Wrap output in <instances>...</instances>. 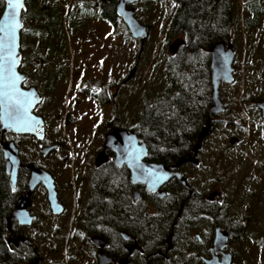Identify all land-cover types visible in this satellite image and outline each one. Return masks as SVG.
<instances>
[{"label":"rangeland","instance_id":"1","mask_svg":"<svg viewBox=\"0 0 264 264\" xmlns=\"http://www.w3.org/2000/svg\"><path fill=\"white\" fill-rule=\"evenodd\" d=\"M25 1L26 11L21 15L20 72L28 76V81L23 87L32 86L42 95V103L34 113L45 122L47 144H60V151L43 158L39 152L43 144L32 138L5 135L3 139L18 147L23 163H43L45 166L78 163L80 171L82 165H89L95 159L101 135L109 122L113 121L118 129L133 131L139 125L143 110L163 92L165 65L171 57L169 46L185 41L184 36H168V22L175 4L172 0H140L133 5L136 19L147 27L143 47L139 40L129 36L118 19L109 40L108 26L99 23L98 47L78 40L77 60L72 35L77 16L79 27L86 9H95L99 14L100 0ZM222 1L229 7L233 23L227 40L235 53L233 82L220 88V99L226 112L212 118V131L197 157L199 167L183 169V173L193 180L198 194H206L210 188L229 187L232 205H236L238 183L247 181L258 202L253 216V227L256 228L251 231L250 226L237 244L240 246L243 241L251 240L250 256L242 260L236 257L233 264H264V120L257 108V103L264 102V0H256L260 15L249 30L245 28L250 16L248 0ZM44 13H47L50 45L61 53L65 44L69 48L63 63L64 75L50 82V90L45 84L44 71L39 67L32 69L28 50V22L38 19L41 24ZM50 77L47 76L48 81ZM98 91L104 93L102 101L113 96L112 102L99 103L95 99ZM234 138L239 142L230 146L228 142ZM87 185V180H78L79 194L87 190ZM71 188L73 192V186ZM237 245L231 247L235 253L239 250Z\"/></svg>","mask_w":264,"mask_h":264},{"label":"flooded vegetation","instance_id":"2","mask_svg":"<svg viewBox=\"0 0 264 264\" xmlns=\"http://www.w3.org/2000/svg\"><path fill=\"white\" fill-rule=\"evenodd\" d=\"M102 1H99V6ZM106 2L109 4L111 17L116 5L113 8L110 0ZM41 20V24H38V19L28 22L29 61L33 70L39 67L44 71L45 84L50 90V82L64 75L69 48L65 44V50L61 53L52 47L48 38L50 33L47 31V13H44ZM99 23L108 26V40L112 39V19L102 18L95 9H86L78 27L77 16V26L72 30L77 60L78 40L83 39L85 44L98 47ZM47 76H52L49 81ZM103 95V92L98 91L95 99L99 103L112 102L113 96L102 101ZM113 129L116 127L112 121L101 135L96 153L97 157L103 152L105 159L97 166L95 157L91 164L84 166L87 170L82 165L78 171V163H52L45 166L43 163H23L21 160L22 167L18 170L15 185L18 192L4 219V234L1 236L2 248L16 250L22 255L18 264H205L213 257L210 251L216 229L226 233L228 237L226 248L214 255L217 260H221L222 254H230L233 264L236 257L242 260L250 256L251 240L237 245L250 226L251 231L253 230V216L257 210L255 205L258 204L254 189L246 184L245 179L243 183H238L235 189L236 205H232L229 187L210 188L206 194H198L193 180L183 173V169L197 168L185 164L177 171L185 178L187 185L171 179L161 188L165 196L159 198L156 194L147 192L143 185H133L128 168L125 165L116 166L114 152L104 150L105 136ZM238 142L236 139L235 145ZM38 144H43L40 149L57 147L43 158L60 151V144H47L45 126L44 140ZM145 162L161 164L148 158ZM174 164L166 167L171 170ZM29 165L44 170L51 176L56 197L55 207L48 200L46 189L39 184L28 199V224L12 219L7 228V219L18 199L28 191L31 174L27 168ZM78 180H87L88 184L87 190L80 194ZM174 183L178 185L175 187L177 198L182 197L184 200L188 197L185 200L188 205L186 210L184 204H180L177 210L170 207V201L167 200L168 188ZM71 186L74 188L73 192ZM213 193L219 195L210 199ZM19 238L22 240L17 245L10 242ZM93 238H96V242ZM234 244L239 249L237 253L231 249Z\"/></svg>","mask_w":264,"mask_h":264},{"label":"trees","instance_id":"3","mask_svg":"<svg viewBox=\"0 0 264 264\" xmlns=\"http://www.w3.org/2000/svg\"><path fill=\"white\" fill-rule=\"evenodd\" d=\"M110 1L114 8L116 0ZM172 1L175 7L168 22V36H184L185 41L165 65L163 92L150 107L143 110L139 125L133 130L145 142L147 158L165 166L175 163L195 145L211 105L207 51L216 42L227 43L233 26L229 7L222 0ZM247 5L250 16L246 19L245 28L249 30L257 23L260 10L256 0H248ZM108 7L109 4L103 0L99 14L104 19H112L115 24L118 18L114 11L110 17ZM3 9L4 3L0 0V17ZM2 142L5 141L0 132V264H18L22 255L1 246L4 219L18 192V187L11 189L5 173ZM176 184L168 188L167 200L172 210H177L180 204H184L186 210L188 205L185 200L188 197L184 200L177 198Z\"/></svg>","mask_w":264,"mask_h":264},{"label":"water","instance_id":"4","mask_svg":"<svg viewBox=\"0 0 264 264\" xmlns=\"http://www.w3.org/2000/svg\"><path fill=\"white\" fill-rule=\"evenodd\" d=\"M4 3V9L0 20L4 19L5 13L9 11L6 0H1ZM140 0H116L115 15L119 18L125 26L129 36L133 40L140 41V47H143L147 38V27L140 24L135 17V9L132 7ZM184 1V0H180ZM26 11V1L19 0V7L15 10V20L19 27L15 32V40L12 51L15 55L12 57L14 64L12 65V72L15 74V92L22 94L19 97L13 96L12 99H19L22 101V108L17 119H13L11 115H5L0 111V132L2 137L5 135H13L19 137H31L36 142L42 143L44 140V121L41 117L34 114L35 109L42 102V97L38 94L35 88H23V84L27 80V75L19 71L21 66L20 54V38L23 29V22L21 14ZM181 42L172 43L169 46L168 52L170 56H175L178 52ZM209 66H210V81H211V105L207 112V119L204 126L198 133L195 145L191 152L186 156L180 157L171 170L163 164L146 163L148 157V150L145 142L139 138L134 131H126L121 129H113L105 136L104 150H112L114 152V160L116 166L125 165L130 171L131 182L133 185L141 184L149 193L156 194L157 197L163 198L165 193L161 188L171 179L178 180L182 185L186 186L185 178L177 171L182 165L190 164L197 167L199 162L197 154L201 151L203 142L209 137L212 131V117L223 114L226 111L224 104L220 99V88L222 85H230L233 82V68L232 64L235 58V53L232 50L231 44L226 42H216L208 49ZM2 54V53H0ZM131 76L129 77V79ZM10 102V101H9ZM5 103V98L0 97V105ZM26 108V112L23 109ZM257 108L261 113V118L264 120V102L257 103ZM236 139L229 140V145L234 146ZM57 147L52 146L40 149V154L43 157L48 156ZM2 155L4 159L5 173L9 177V183L12 190H14L17 180L18 170L22 167L19 151L13 142L1 143ZM105 159L104 153L97 155L95 161L96 165H100ZM31 172L28 181V191L22 195L18 201L15 209L7 219V228L12 219L20 220L23 224H28L29 218L27 214V207L29 197L34 189L41 184L48 193V200L52 207H55L56 197L53 188V181L51 176L44 170L35 169L33 166H27ZM135 195V194H134ZM219 195L213 193L210 199ZM22 240L21 238L10 241L14 245ZM96 242V238L92 239ZM228 237L219 229L215 230L213 246L211 249L212 259L206 261L205 264H231V255L222 254L221 260L214 257L215 254L224 250L227 246Z\"/></svg>","mask_w":264,"mask_h":264},{"label":"snow or ice","instance_id":"5","mask_svg":"<svg viewBox=\"0 0 264 264\" xmlns=\"http://www.w3.org/2000/svg\"><path fill=\"white\" fill-rule=\"evenodd\" d=\"M9 11L5 13L4 19L0 20V97L5 98V103L0 105V111L5 115H11L17 119L22 108V101L13 100L15 95L19 97L22 94L15 92V74L12 72L14 61L12 57L15 53L12 51L15 32L19 27L15 20V10L19 7V0H6ZM10 101V102H9ZM26 112V108L23 109Z\"/></svg>","mask_w":264,"mask_h":264}]
</instances>
